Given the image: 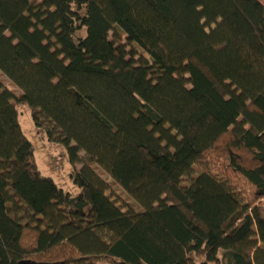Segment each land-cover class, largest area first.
<instances>
[{"label":"trees","instance_id":"obj_1","mask_svg":"<svg viewBox=\"0 0 264 264\" xmlns=\"http://www.w3.org/2000/svg\"><path fill=\"white\" fill-rule=\"evenodd\" d=\"M0 74V264H264V0H0Z\"/></svg>","mask_w":264,"mask_h":264},{"label":"rangeland","instance_id":"obj_2","mask_svg":"<svg viewBox=\"0 0 264 264\" xmlns=\"http://www.w3.org/2000/svg\"><path fill=\"white\" fill-rule=\"evenodd\" d=\"M0 81L7 89L12 90L15 94L19 93L1 74ZM18 112L20 127L25 137L33 145L34 159L41 174L51 178L64 192L73 197L77 196L79 190L73 184L71 173L73 168H80V163L75 167L71 166L66 149L59 143L50 142L46 133L35 126L27 106H19ZM94 168L99 175H102L99 168L96 166ZM102 177L106 178V175H102ZM130 204H133L132 201Z\"/></svg>","mask_w":264,"mask_h":264},{"label":"water","instance_id":"obj_3","mask_svg":"<svg viewBox=\"0 0 264 264\" xmlns=\"http://www.w3.org/2000/svg\"><path fill=\"white\" fill-rule=\"evenodd\" d=\"M84 1H89V0H84ZM21 264H34V263H31V262H23Z\"/></svg>","mask_w":264,"mask_h":264}]
</instances>
